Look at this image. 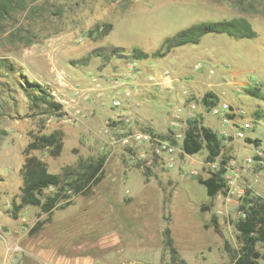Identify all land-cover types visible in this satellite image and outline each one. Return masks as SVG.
I'll list each match as a JSON object with an SVG mask.
<instances>
[{
  "label": "rangeland",
  "instance_id": "374dc122",
  "mask_svg": "<svg viewBox=\"0 0 264 264\" xmlns=\"http://www.w3.org/2000/svg\"><path fill=\"white\" fill-rule=\"evenodd\" d=\"M24 3V8L14 10L8 19L0 21L1 144L22 148L25 139L29 142L35 136L51 133L58 134L63 142L66 128L73 126L78 129L77 145H62L57 156H52L49 148L30 153L46 162L50 172L62 175L66 167L76 166L79 160L105 157L103 178L87 195L61 191L66 198L58 202L50 215L53 231L61 235L71 231L77 240L90 242L104 233L119 232L133 246L134 255L146 264H181V260L186 264H232L239 247L234 223L242 218L240 206L245 198L264 200V167L239 174L240 194L224 187L210 197L199 182L208 176L206 145L188 159H183V155L177 157L170 169L157 163L147 169L131 151L101 149L103 122H93L97 117L94 110L76 122L61 106L54 110L33 101L25 88L32 92L30 83H37L54 101L57 72L64 74L68 85L84 86L89 85L90 75L115 79L121 75L124 63L136 60L139 70L136 84H146L149 71L158 75L167 71L174 80H179L171 90L134 91L127 108L139 128L152 129L164 136L169 110L173 108L170 102L183 95L185 86L196 84L203 95L213 94L212 101H226L243 109L254 120L253 129L246 133L264 144V0H25ZM239 17L250 22L256 37L208 33L197 43L178 46L167 53L161 50L165 38L194 23ZM113 47L122 50L112 55ZM135 48L147 57H132ZM196 65L198 69H194ZM117 95L124 98L123 90ZM195 125L217 133L223 127L208 111ZM8 135L13 137L10 139ZM251 147L247 145L246 152ZM233 152L235 160L241 162L244 148L240 146ZM190 158L193 163L188 161ZM191 170H196L198 176H192ZM71 179L62 178V184ZM56 191L58 187H46L42 194ZM68 200L70 203L62 207ZM0 204L16 213L6 201ZM31 210L33 213L27 219L33 223L50 220L38 207L31 206ZM213 218L218 231L214 229ZM166 227L170 228L178 251L177 260H172L163 245ZM256 246L264 254V242ZM258 264H264V258Z\"/></svg>",
  "mask_w": 264,
  "mask_h": 264
},
{
  "label": "built area",
  "instance_id": "2783aa9c",
  "mask_svg": "<svg viewBox=\"0 0 264 264\" xmlns=\"http://www.w3.org/2000/svg\"><path fill=\"white\" fill-rule=\"evenodd\" d=\"M198 68L199 65L194 67V69ZM138 72L136 60L128 61L124 63L119 77L104 80L99 76L90 75L89 85L84 86L68 85L64 74L57 72L55 75L57 89L52 92L54 101L76 122L91 115L92 110L87 106L94 100L98 101L110 112L103 121L104 140L101 149L104 151L128 150L147 167L151 168L157 163L163 169L175 166L177 157L183 155V159H188L192 155L183 150L186 131L191 122L199 121L201 115L208 111L223 126L218 133L216 132L222 150L213 161H205L208 170V176L205 178L222 170L220 176L225 186L229 190L239 192L241 191L237 189L239 174L264 167V144L260 140L256 143L247 142L249 134L246 132H251L254 120L243 109L226 101L217 100L209 106L203 105L201 97L191 96L188 86L182 90V96L178 95L170 102L173 108L169 110L164 136L152 129L139 128L135 124L134 114L127 108L128 101H126L132 97L134 91L137 92L136 87H130L127 83L137 78ZM176 81L179 80H174L167 71L159 75L149 71L145 79L147 85L161 90H171ZM119 88L123 90L124 98L117 95ZM237 141L242 143L245 150L241 162L233 157L234 143ZM247 145L252 146L249 152L245 149ZM188 161L193 163L191 158ZM190 174L198 176L196 170H191ZM240 214L242 218L245 217L244 210ZM5 250L12 255L2 260L0 264H20L15 254L22 252L21 246L5 247Z\"/></svg>",
  "mask_w": 264,
  "mask_h": 264
},
{
  "label": "trees",
  "instance_id": "16d2710c",
  "mask_svg": "<svg viewBox=\"0 0 264 264\" xmlns=\"http://www.w3.org/2000/svg\"><path fill=\"white\" fill-rule=\"evenodd\" d=\"M24 1L0 0V21L8 19L14 10L24 8ZM208 33L226 34L235 38H254L257 35L250 22L243 17L213 22L204 21L194 23L165 38L161 50L163 53H167L175 47L197 43L204 34ZM121 50V48L113 47L110 52L112 55H116ZM131 56L134 58H146L147 54L141 49L135 48ZM29 86L32 87V92L28 88L25 89L26 92H29L28 95L33 101H38L50 109L58 110L60 108V105L50 100L48 94L37 83H30ZM251 91V93L255 94V90ZM212 96L213 94L211 93L204 94L201 97L202 104L206 106L213 104ZM196 123L197 121L191 122L186 131L183 150L187 154H194L200 151L204 144L207 150L205 161H213L220 155L222 150L220 139L214 130L204 126L196 127ZM258 141L259 139L247 138V142L256 143ZM62 145L63 142L56 133L35 136L27 144L22 152L24 155V163L21 168L23 185L20 189L19 202L14 205V212L26 206H34L46 213L49 219L58 202L66 198V195L62 194L61 191L70 190L74 195H87L91 187L103 178L104 156L89 160H79L76 166L66 167V172L62 175L50 172L46 162L30 153V150L49 148L51 149V155L57 156L61 152ZM147 169L150 168L147 167ZM221 172L222 170L211 174L207 178L199 179V182L205 186L206 193L210 197L216 196L226 187L220 176ZM64 177H71L72 179L66 184H62V178ZM46 187H58V191L52 194H42L43 189ZM69 203L70 200L66 201L62 207ZM240 209L245 211V217L238 218L234 223L239 247L233 256L232 264H258V260L264 258V254L260 253L256 246L257 243L264 242V200L260 197L245 198ZM44 221H36L29 232L38 230L44 224ZM212 221L214 229L218 231L217 221L215 218ZM162 236L163 245L169 250L172 260H177L179 257L178 251L173 244L170 228L166 227ZM180 263L186 264L184 260H181Z\"/></svg>",
  "mask_w": 264,
  "mask_h": 264
},
{
  "label": "crops",
  "instance_id": "0c3cea01",
  "mask_svg": "<svg viewBox=\"0 0 264 264\" xmlns=\"http://www.w3.org/2000/svg\"><path fill=\"white\" fill-rule=\"evenodd\" d=\"M137 82L139 83L138 77L127 84L130 87H136V91H139V93L142 90L152 89L154 92L156 90L155 87L147 84L137 85ZM145 86L146 88H144ZM187 86L191 90V96H203L202 91L197 88L196 84L193 86L188 84ZM126 101H129V99ZM87 107L97 114V117L93 118L94 123L103 122L110 113L109 109L103 107L96 100L90 102ZM77 130V127L73 126L66 128L63 147L69 144H78ZM8 137L11 139L13 136L8 135ZM248 137L256 139L251 134ZM29 142L25 139L26 146ZM24 146L17 148L10 144H1L0 141V202L6 201L9 207H13L14 204L19 202L20 189L23 185L21 168L24 163L22 153L25 149ZM234 146L235 148L243 147L240 141L235 142ZM16 213H10L0 204V262L12 255L6 252L5 247L19 245L22 252L16 253L15 256L20 264L147 263L134 255L133 246H129L119 232L104 233L100 239L98 238L94 242L77 240L76 234L71 231L63 235L55 233L52 226L53 218L50 217V220L45 222L38 230L30 233L29 230L34 224L32 220L27 219L33 213L31 206L20 208Z\"/></svg>",
  "mask_w": 264,
  "mask_h": 264
}]
</instances>
